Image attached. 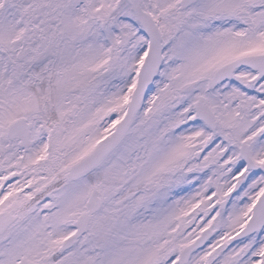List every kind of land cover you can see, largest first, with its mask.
Segmentation results:
<instances>
[{
  "label": "snow or ice",
  "instance_id": "obj_1",
  "mask_svg": "<svg viewBox=\"0 0 264 264\" xmlns=\"http://www.w3.org/2000/svg\"><path fill=\"white\" fill-rule=\"evenodd\" d=\"M0 264H264V0H0Z\"/></svg>",
  "mask_w": 264,
  "mask_h": 264
}]
</instances>
